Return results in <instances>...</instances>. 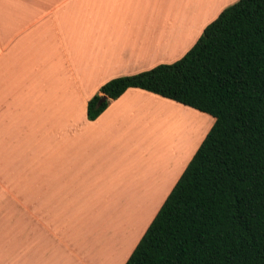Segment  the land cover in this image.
<instances>
[{"label": "crops", "instance_id": "obj_1", "mask_svg": "<svg viewBox=\"0 0 264 264\" xmlns=\"http://www.w3.org/2000/svg\"><path fill=\"white\" fill-rule=\"evenodd\" d=\"M173 2L176 8L165 10L167 0H0L1 130L6 120V138L0 140V152L6 150V180L0 178V264H67V255H72L73 264H90L96 251L77 245L76 232L91 231L86 223L95 224L96 232L107 229L106 224L101 226L104 215L97 210L70 209L65 217L74 233L71 248L61 235L67 233V227L49 222L53 210L31 201L30 193L23 191L25 185L29 187L27 177L39 175L41 164L48 163L45 153L49 149L51 153L57 139L63 141L67 134L74 143L76 135L89 145L83 150L72 145L66 163L52 164L51 177L64 173L63 169H71L69 178L73 179L79 176L76 168L85 174L101 173L103 182L94 187L90 183L87 188L100 195L84 196L93 201L87 206L109 200L106 208L108 203L124 207L127 203L117 196L109 175L118 170L123 176L126 163L149 162L140 148L142 142L147 144V127L153 129L155 119L173 123L171 117L180 114L201 118L189 107L135 88L110 101L93 121L85 115L87 101L105 82L146 71L158 65L161 56L168 55L172 63L199 37L187 48L176 49L184 42L177 41L186 39L181 36L185 33L181 23L185 26L188 21L185 15L174 14L185 9V3ZM72 120L82 126L77 132L69 127ZM195 150L187 159L175 162L184 164L153 213V205L145 208L140 220L149 218L143 232ZM84 163H94L96 169L87 172ZM5 185L13 190H6ZM79 197L76 199L81 200ZM63 198H56L58 204ZM140 237L125 257L122 249L113 264H124Z\"/></svg>", "mask_w": 264, "mask_h": 264}, {"label": "trees", "instance_id": "obj_2", "mask_svg": "<svg viewBox=\"0 0 264 264\" xmlns=\"http://www.w3.org/2000/svg\"><path fill=\"white\" fill-rule=\"evenodd\" d=\"M129 88L213 122L124 264H264V0L224 8L174 62L105 82L87 120Z\"/></svg>", "mask_w": 264, "mask_h": 264}, {"label": "rangeland", "instance_id": "obj_3", "mask_svg": "<svg viewBox=\"0 0 264 264\" xmlns=\"http://www.w3.org/2000/svg\"><path fill=\"white\" fill-rule=\"evenodd\" d=\"M168 8L174 10L176 7H172L173 1L167 0ZM181 3H185V9H179L180 11L174 13L176 16L186 17V25L181 23V29L185 27V33L181 36L186 38L184 40H178V43L184 41L177 50H183L187 48L194 40L199 36L201 28L205 27L208 22H211L217 14L220 13L224 8L230 6L238 0H179ZM169 3L171 4L169 7ZM206 22V23H205ZM168 43V42H167ZM175 49V48H174ZM169 56L158 57L156 63L158 64H169ZM162 60V61H160ZM6 111V110H5ZM201 118L189 119L187 116L180 114L172 116L171 122L160 121L159 119L154 120V128L147 127V144L142 142L141 150L143 149L145 156L148 158V163H126L124 165L123 176L119 173L120 171L114 170L113 175H109V179L114 185V190H118L117 196H122L127 204L123 207L118 206L115 203H108L109 206L106 208V201L100 200L96 207L93 205L87 206L86 203L93 201L86 200L87 196L96 195L99 196L100 192L91 193L87 189L89 184L91 186L96 183L103 182V175L81 173V169H77L75 175H79L77 179L69 178L73 176L71 169H63L64 173L58 175L56 178H52V164L53 163H66V153H68L72 145L78 147L80 150L85 148V144L88 143L77 139L76 135L74 143L71 141V137L66 134L63 141L57 139L51 149L46 151L45 156L49 157L48 163H42L39 175L28 176L25 184L29 185L26 187L25 192L30 193L34 201L41 204V207H49L53 210L52 217H49V222L53 224L58 223L61 227H67V233H62L65 236L72 248L74 244L73 234L68 229L69 221L65 214L70 209L78 211L84 207L86 210H97L104 215L102 223L106 224V230L100 232L95 231V224L86 223V228H91V231L76 232V244L80 246H91L94 251V255H91L90 264H112L115 261V257L124 251L123 255L126 256V251L133 244V242L140 237L142 229L144 228L145 220H140L145 208L148 205H153V210L159 203L160 198L167 191L169 184L178 174L177 172L181 168V164L175 163L182 157L187 159L193 152V149L198 146L200 139L206 134L210 126L212 125L213 119L206 114L197 112ZM187 120V123H183ZM69 127L75 132L78 131L79 127L77 121H69ZM178 124V127L176 126ZM177 128H176V127ZM180 126V127H179ZM5 129H0V140L6 138V120ZM176 128V129H175ZM151 129V130H149ZM134 136V135H133ZM135 146H138L135 143ZM132 145V144H131ZM99 146H104L99 144ZM113 147L112 144H109ZM51 148V147H50ZM86 150V149H85ZM84 153L88 154L89 152ZM96 165L94 163H84L83 170L94 171ZM98 169L101 170V164L98 165ZM33 171V168H31ZM67 171V173H65ZM0 178L6 180V150L0 152ZM71 180L73 181L71 183ZM36 182H40L36 187ZM6 186V185H5ZM6 190H13L9 185L6 186ZM90 193V194H89ZM80 195L78 200L76 197ZM84 196H86L85 199ZM64 197L63 199L56 201V198ZM41 199V200H40ZM55 200V201H53ZM81 203L85 204L81 206ZM121 203V202H120ZM43 220L47 219L45 214L42 215ZM65 218V220H64ZM109 218L112 220L109 223ZM88 221V219H87ZM100 222V217L97 223ZM106 222V223H105ZM83 230V229H82ZM129 245V246H128ZM92 249V250H93ZM90 255V253H89ZM67 264H73L72 255H67Z\"/></svg>", "mask_w": 264, "mask_h": 264}]
</instances>
